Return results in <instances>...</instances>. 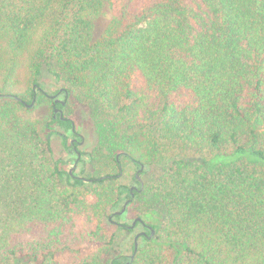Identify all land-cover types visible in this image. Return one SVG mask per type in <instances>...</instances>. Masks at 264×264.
<instances>
[{
  "label": "trees",
  "instance_id": "trees-1",
  "mask_svg": "<svg viewBox=\"0 0 264 264\" xmlns=\"http://www.w3.org/2000/svg\"><path fill=\"white\" fill-rule=\"evenodd\" d=\"M48 62L124 126L100 127L123 150L114 172L78 178L53 159L27 109ZM174 152L208 158L133 198L119 182V155L146 168ZM140 197L164 209V242L111 254L113 213ZM0 264H264V0H0Z\"/></svg>",
  "mask_w": 264,
  "mask_h": 264
},
{
  "label": "rangeland",
  "instance_id": "rangeland-1",
  "mask_svg": "<svg viewBox=\"0 0 264 264\" xmlns=\"http://www.w3.org/2000/svg\"><path fill=\"white\" fill-rule=\"evenodd\" d=\"M110 20L111 14L109 8L107 5H104L101 8L100 13L93 19V42L100 39L108 27ZM39 85L44 94H53L59 88H67L51 73V62L42 66ZM34 93L36 98L34 97L33 105L27 107L28 113L37 120L38 131L41 138H49L53 159H64L68 163L66 169L69 170L74 166L76 157L75 153L72 152V149L71 152H69L70 150H67L72 135L57 125L52 126L53 130H49L45 127L51 120V102L44 96V94H40L38 91H34ZM95 105L96 104L86 99L84 94L80 91L74 90L67 96L65 108L63 109L65 118L73 122L75 131L83 138L82 145L78 146L76 149L80 153V159L72 170V173L75 176L84 177L86 179L96 178L111 171L114 172L115 162L113 158L116 154H121L123 151L111 150L110 146H107V144L104 143L101 139L100 127H119L121 128V131H123L124 126L117 125V119L114 117V113L107 112L100 107L97 108ZM59 133L66 135L65 147L62 145ZM172 154L173 155L159 157L157 161L142 169L138 174L139 179L142 182L141 191L147 190L159 178L166 175L171 168L175 169L177 165H180L177 163L178 161L182 160L189 162L188 166H197L202 164L203 161L208 158L206 155L191 152H174ZM236 157H219L218 159L227 160ZM118 162L120 164L119 182L128 187L135 185L133 177L138 168L132 165L127 159L122 158L121 155L118 157ZM141 196H143V193ZM141 198L142 197H140V204L138 198H135L134 201L127 206L125 217L118 223L123 224L124 222H127V224L130 225L132 220L136 217H141L148 222L149 219L145 216V212L148 211V207L155 208L159 213V230L156 231L152 237L156 242L163 243L164 239L162 238L161 227L165 221V211L162 207H159L156 204H144ZM107 227L110 231L115 233V243L111 254L122 252L126 255H131L130 246L132 245L134 235L141 230L140 226H136V228L131 231L127 229L117 230L116 225L114 224H108ZM141 243L144 242L140 239L137 240V248Z\"/></svg>",
  "mask_w": 264,
  "mask_h": 264
},
{
  "label": "flooded vegetation",
  "instance_id": "flooded-vegetation-1",
  "mask_svg": "<svg viewBox=\"0 0 264 264\" xmlns=\"http://www.w3.org/2000/svg\"><path fill=\"white\" fill-rule=\"evenodd\" d=\"M34 91H36V92L38 91L40 94H44L40 88H35ZM44 96L48 100H50V102H51V107H52L51 120L52 119L55 120V119L58 118V119H60L62 121L68 120L71 123V129H70L71 132H70V134L72 135V138L69 140V144H68V148H70V149L67 148V150H70L69 152H71V149H72V152L75 153L76 157H75V164H74V166L71 169H69V170H71L70 173H69V170H68V173L70 175L75 176L72 173V170L74 169V167L76 166V164L79 162V159H80V153L76 149H77L78 146L82 145L83 138L75 131L73 122H71L69 119L65 118V116H64L63 109L65 108V101L67 100V96H68L67 95V91L64 88H59L55 93H53V94H44ZM34 97L36 98V96H34ZM46 128L49 129V130H53L52 127L49 128V127L46 126ZM59 135H60L61 140H62V138H65V142H66V135L65 134H60V133H59ZM142 169H143V167L138 168V170L136 171V173L134 175V177H135L134 184L135 185L130 186V194H131L132 198H133V196H134V194L136 192H139L142 189V186L140 184L142 182H141V180L139 179V176H138V174L142 171ZM78 178H82V177L78 176ZM138 186H139V188H138ZM126 211H127V207L125 208L124 213ZM133 220H132V222H133ZM132 222H131V224H132ZM112 223L114 225L121 226L118 223H114V222H112ZM136 226H140V228H141V230L139 232H137V233H141V232L144 233L143 235H141L139 237H146L147 238V236H148L147 231H149L148 227H150V226L148 224H146V223L140 224L139 222H136L135 225L133 226V228H129L130 226H128L127 229L131 231V230H134L136 228ZM136 234H135V236H136Z\"/></svg>",
  "mask_w": 264,
  "mask_h": 264
},
{
  "label": "water",
  "instance_id": "water-1",
  "mask_svg": "<svg viewBox=\"0 0 264 264\" xmlns=\"http://www.w3.org/2000/svg\"><path fill=\"white\" fill-rule=\"evenodd\" d=\"M33 103H34V98H33L32 102H31L27 107H31V106L33 105ZM117 157H118V156H116V158H117ZM70 172H71V170H69V173H70ZM89 181H90V180H89ZM140 184H141V186H142V183H140ZM128 203H129V200L125 201V203L123 204L121 210H120V211H115L113 214L116 215V216L123 214L124 211H125V208H126L127 205H128ZM136 222H139L140 224H144L143 221H142V219H140V218H136V219L133 220V222H132V224L130 225L129 228H133V226L135 225ZM148 230L150 231V233H149V235L147 236V238L150 239V238H152V236L154 235L155 232H154L153 229H151V227H148ZM143 234H144L143 232H141V233H137L136 236L134 237V250H133V254H132V256H130L131 259H133L134 255L137 253V239H138L139 236H141V235H143Z\"/></svg>",
  "mask_w": 264,
  "mask_h": 264
}]
</instances>
